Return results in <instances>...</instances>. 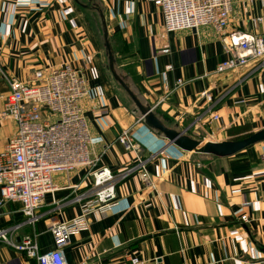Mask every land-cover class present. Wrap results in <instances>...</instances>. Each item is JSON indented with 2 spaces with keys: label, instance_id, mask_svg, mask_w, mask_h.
<instances>
[{
  "label": "crops",
  "instance_id": "obj_1",
  "mask_svg": "<svg viewBox=\"0 0 264 264\" xmlns=\"http://www.w3.org/2000/svg\"><path fill=\"white\" fill-rule=\"evenodd\" d=\"M94 1L108 24L116 68L145 106L199 139L233 141L264 130V68L216 73L227 56L213 28L167 34L160 9L148 0ZM76 11L74 0H0V153L16 132L3 117L9 80L28 81L36 71L70 65L88 82L82 110L99 166L118 172L136 160L118 142L129 128L142 156L157 158L148 167L154 188L138 176L121 183L115 209L92 214L90 230L72 235L64 249L67 264H125L132 257L149 264H264V141L228 156L169 145L111 79ZM261 15L260 0H232L230 30L264 37V24L255 23ZM168 66L173 71L164 81ZM179 79L184 83L177 87ZM204 91L212 103L199 98ZM211 108L219 121H212ZM236 128L243 130L231 135ZM90 173L55 176L57 191L45 197L34 226L23 223L21 205L5 204L0 225L16 229L13 244L31 235L40 253L53 251L49 227L81 215L82 206L68 202L88 189ZM0 264L38 263L0 242Z\"/></svg>",
  "mask_w": 264,
  "mask_h": 264
},
{
  "label": "built area",
  "instance_id": "obj_2",
  "mask_svg": "<svg viewBox=\"0 0 264 264\" xmlns=\"http://www.w3.org/2000/svg\"><path fill=\"white\" fill-rule=\"evenodd\" d=\"M157 6L164 19L167 34L184 30L211 27L222 39L227 58L216 69L218 74H227L256 64V71L264 68V37L230 30L232 0H148ZM262 15L255 20L264 24V0H260ZM169 53V50H164ZM173 71L168 66L163 74ZM177 80V87L183 85ZM10 95L5 103L3 117L12 120L16 132L0 153V210L7 203L21 205L24 224L36 225L42 216L38 210L48 194L57 189L54 177L69 174L79 169L90 171L91 185L78 193L69 204L82 206V213L71 221L57 220L49 231L55 249L40 253L36 239L25 235L14 245L13 227L0 225V242L11 244L17 252L38 264H67L64 249L74 233L90 230L91 215H106L118 205L117 188L133 176H138L147 187L154 188L149 165L157 155L142 156L132 129H124L118 142L136 160L118 172L99 166V159L92 152L91 134L82 110V102L89 96V86L84 74L70 65L39 70L28 81L9 80ZM212 103L209 91L199 96ZM211 111V112H210ZM209 113L213 122L221 118ZM143 120V119H141ZM247 222L248 217L242 216ZM125 264H149L136 257Z\"/></svg>",
  "mask_w": 264,
  "mask_h": 264
},
{
  "label": "water",
  "instance_id": "obj_3",
  "mask_svg": "<svg viewBox=\"0 0 264 264\" xmlns=\"http://www.w3.org/2000/svg\"><path fill=\"white\" fill-rule=\"evenodd\" d=\"M74 1L80 4L79 0ZM96 10L99 14L104 30V47L108 57V68L113 79L123 88L127 96L131 99L135 106V112H139L141 119H143L146 124L164 136L169 145H174L186 153H194L203 156H228L246 147L252 146L255 143L264 141V130H262L242 141H226L223 143L206 142L187 134L186 130H181L179 126L173 124L169 119L154 112L148 105L145 106L139 97L132 91L126 79H124L118 72L114 51L109 39V29L105 15L101 8L96 7ZM218 149H224L226 151L218 152Z\"/></svg>",
  "mask_w": 264,
  "mask_h": 264
},
{
  "label": "rangeland",
  "instance_id": "obj_4",
  "mask_svg": "<svg viewBox=\"0 0 264 264\" xmlns=\"http://www.w3.org/2000/svg\"><path fill=\"white\" fill-rule=\"evenodd\" d=\"M79 2H81L80 4H82V6L81 7L76 6V9H77L76 14L80 16V18L82 20V26L88 32V35H90L92 41L94 42V46L96 47V50H97V46H98V52L100 53V57H101V52H102V58H103L104 66L107 69L108 57H107L106 49L104 47V40H103L104 30H103V27L101 24L99 14L96 10V7L100 8L101 5L97 1L92 2L90 0H79ZM93 4H95V5H93ZM114 40H115V38L112 41H114ZM116 41L118 42V38H116ZM113 49H114V46H113ZM117 65H118V68L120 70V63L117 62ZM108 74L111 75L109 70H108ZM111 79H113V78H111ZM132 109L135 110L134 104H132ZM137 114H139V112H137ZM200 139H203L206 142L223 143L222 141L217 142L218 141L217 139H214L216 141H212L213 138L211 139L210 137H208V138L207 137H204V138L200 137ZM217 151H220V149H218ZM211 156H213V155H211Z\"/></svg>",
  "mask_w": 264,
  "mask_h": 264
},
{
  "label": "trees",
  "instance_id": "obj_5",
  "mask_svg": "<svg viewBox=\"0 0 264 264\" xmlns=\"http://www.w3.org/2000/svg\"><path fill=\"white\" fill-rule=\"evenodd\" d=\"M75 2V1H74ZM95 2V1H94ZM75 4V6H82V4H78V3H74ZM110 39V38H109ZM112 46V45H111ZM243 130V128H236V129H234V131H231V135H233V134H236V133H240L241 131ZM246 130V129H245ZM252 136V134H248V135H246V136H239V137H236L233 141H242V140H245V139H247V138H249V137H251Z\"/></svg>",
  "mask_w": 264,
  "mask_h": 264
}]
</instances>
